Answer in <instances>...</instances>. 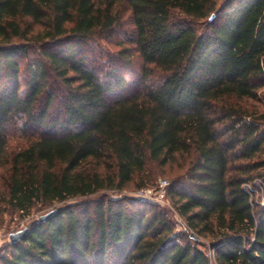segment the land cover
Wrapping results in <instances>:
<instances>
[{
    "label": "trees",
    "instance_id": "1",
    "mask_svg": "<svg viewBox=\"0 0 264 264\" xmlns=\"http://www.w3.org/2000/svg\"><path fill=\"white\" fill-rule=\"evenodd\" d=\"M262 89L264 0H0V215L61 203L0 264H264L246 187L264 171ZM12 131L26 145L8 157ZM174 164L192 233L143 199L67 203Z\"/></svg>",
    "mask_w": 264,
    "mask_h": 264
},
{
    "label": "rangeland",
    "instance_id": "2",
    "mask_svg": "<svg viewBox=\"0 0 264 264\" xmlns=\"http://www.w3.org/2000/svg\"><path fill=\"white\" fill-rule=\"evenodd\" d=\"M116 39V38H115ZM116 40H113L112 42H106L103 41V46L106 48H109L111 52L117 51L119 49V46L116 44ZM142 65L141 61L137 60L135 58V61L133 63L134 68H139ZM133 67H129V72L127 73V76L129 79L133 80L136 78V72ZM260 101H251L250 103L254 106L259 107L261 110L264 109V89L261 90L260 93ZM26 145V139L22 136H20L19 132L12 131L10 133L9 138V144H8V157H11L12 153L17 152L20 148L24 147ZM154 171L156 172V178L151 186L152 189H154V195L152 198L149 197H143L138 194L139 190L141 189L136 185L137 182L129 184L126 188H124L122 191L114 190V189H104L101 190L99 193L85 197V198H73L67 201V203H77L80 200L89 198L93 199L95 197H98L99 195H108L113 198H120V197H128L129 199H143L146 201H149L157 206L158 209L165 210L169 217L172 219L175 229L177 231H183L182 226L186 225V222L184 218H182L176 211L175 207L173 206V202L171 198L168 196L169 192V185L172 181V178L179 175L182 170L177 167L176 164L174 165H167L165 167L154 165L153 167ZM6 174V169L1 168L0 169V193H2L5 189L4 186V177ZM163 180H167L168 186L166 188V196L162 198L158 192L162 189L161 184ZM247 188L252 192L253 199L255 203H259L261 205H264V171L262 175L256 176L251 182L247 184ZM150 187V186H149ZM160 193V192H159ZM61 203H55L52 206L49 207H41L37 206L35 207L30 214L23 215L20 212H13V211H7L4 214L0 215V249L2 247H7L10 243V234L19 230H22L27 227V225L34 219L39 218L42 215L47 214L52 209H54L57 206H60ZM139 205V204H135ZM188 230L185 231L187 233H192L189 227L187 226ZM200 241L205 245L206 250L208 253L212 256L213 252L211 251L210 242L207 238L201 237Z\"/></svg>",
    "mask_w": 264,
    "mask_h": 264
},
{
    "label": "built area",
    "instance_id": "3",
    "mask_svg": "<svg viewBox=\"0 0 264 264\" xmlns=\"http://www.w3.org/2000/svg\"><path fill=\"white\" fill-rule=\"evenodd\" d=\"M167 186H168V182H167V180H163L162 181V184H161V190L158 192V194H160V196H162V198H164L165 196H166V188H167ZM248 185H246V187H247ZM154 189H152V188H143V189H140L139 190V192H138V194L140 195V196H143V197H149V198H152L153 197V195L155 194L154 193ZM182 230L183 231H187L188 230V228H187V226L186 225H184V226H182Z\"/></svg>",
    "mask_w": 264,
    "mask_h": 264
},
{
    "label": "water",
    "instance_id": "4",
    "mask_svg": "<svg viewBox=\"0 0 264 264\" xmlns=\"http://www.w3.org/2000/svg\"><path fill=\"white\" fill-rule=\"evenodd\" d=\"M213 17H214V14L211 16V19H212ZM52 213H53V211H50V212H48L47 214L40 216V217H39V220H40V221H44V220H46V219H47ZM26 231H27V227L24 228V229H22V230H19V231H16V232L11 233V234H10V237H9V238H10V241H11L12 243H15V242H17V241H20L21 239L24 238V235H25ZM192 236H193V234H192Z\"/></svg>",
    "mask_w": 264,
    "mask_h": 264
}]
</instances>
